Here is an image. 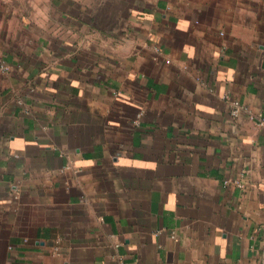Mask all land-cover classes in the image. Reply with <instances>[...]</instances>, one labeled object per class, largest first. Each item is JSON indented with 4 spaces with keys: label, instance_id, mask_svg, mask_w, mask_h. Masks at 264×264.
Instances as JSON below:
<instances>
[{
    "label": "crops",
    "instance_id": "crops-1",
    "mask_svg": "<svg viewBox=\"0 0 264 264\" xmlns=\"http://www.w3.org/2000/svg\"><path fill=\"white\" fill-rule=\"evenodd\" d=\"M0 50V264H264V0H0Z\"/></svg>",
    "mask_w": 264,
    "mask_h": 264
},
{
    "label": "built area",
    "instance_id": "built-area-1",
    "mask_svg": "<svg viewBox=\"0 0 264 264\" xmlns=\"http://www.w3.org/2000/svg\"><path fill=\"white\" fill-rule=\"evenodd\" d=\"M11 72H12V67H11L10 64H8L4 60L3 55L1 53V50H0V74H2V75H8ZM239 113H240V108H238V107L232 108L231 114L233 116H237ZM260 125L263 126L264 124L263 123H260Z\"/></svg>",
    "mask_w": 264,
    "mask_h": 264
}]
</instances>
